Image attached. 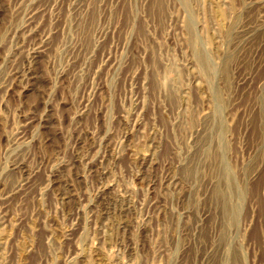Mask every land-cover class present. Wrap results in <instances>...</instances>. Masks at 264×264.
Returning <instances> with one entry per match:
<instances>
[{
	"label": "rangeland",
	"instance_id": "1",
	"mask_svg": "<svg viewBox=\"0 0 264 264\" xmlns=\"http://www.w3.org/2000/svg\"><path fill=\"white\" fill-rule=\"evenodd\" d=\"M0 264H264V0H0Z\"/></svg>",
	"mask_w": 264,
	"mask_h": 264
}]
</instances>
